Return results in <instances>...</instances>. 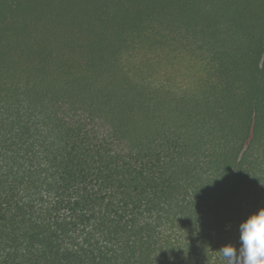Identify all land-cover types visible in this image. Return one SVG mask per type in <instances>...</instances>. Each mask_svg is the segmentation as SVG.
I'll list each match as a JSON object with an SVG mask.
<instances>
[{
    "label": "trees",
    "instance_id": "16d2710c",
    "mask_svg": "<svg viewBox=\"0 0 264 264\" xmlns=\"http://www.w3.org/2000/svg\"><path fill=\"white\" fill-rule=\"evenodd\" d=\"M264 207V0H0V264H226Z\"/></svg>",
    "mask_w": 264,
    "mask_h": 264
},
{
    "label": "clouds",
    "instance_id": "9594fccd",
    "mask_svg": "<svg viewBox=\"0 0 264 264\" xmlns=\"http://www.w3.org/2000/svg\"><path fill=\"white\" fill-rule=\"evenodd\" d=\"M240 247L225 244L221 249L226 264H264V207L239 224Z\"/></svg>",
    "mask_w": 264,
    "mask_h": 264
}]
</instances>
